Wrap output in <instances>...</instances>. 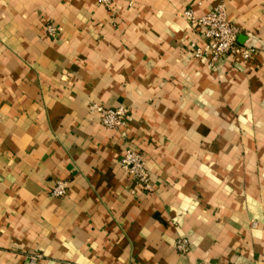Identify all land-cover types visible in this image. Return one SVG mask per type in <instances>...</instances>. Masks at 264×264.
<instances>
[{"label":"crops","instance_id":"0c3cea01","mask_svg":"<svg viewBox=\"0 0 264 264\" xmlns=\"http://www.w3.org/2000/svg\"><path fill=\"white\" fill-rule=\"evenodd\" d=\"M218 3L253 53L212 68L183 12ZM92 104L126 107V125ZM126 147L149 189L120 167ZM31 253L264 264V0H0V264Z\"/></svg>","mask_w":264,"mask_h":264},{"label":"built area","instance_id":"2783aa9c","mask_svg":"<svg viewBox=\"0 0 264 264\" xmlns=\"http://www.w3.org/2000/svg\"><path fill=\"white\" fill-rule=\"evenodd\" d=\"M98 4L111 9L114 0H96ZM184 17L193 28L197 29L204 41V50L195 49L194 56L197 58L208 57L209 66L214 68L215 63L229 55H239L244 59L251 57L253 49L239 46L237 41L238 29L228 19L223 3H218L203 16L196 17L192 11L187 9L183 12ZM51 35H55L53 26L47 27ZM91 110L99 114L100 123L109 129H120L126 125L128 109L122 105L117 107H105L92 104ZM120 167L127 175L142 189L150 188L149 174L146 167L144 155L131 147H126L119 159ZM66 193V182L56 181L51 189V194L61 197ZM188 241L180 237L176 241V248L180 252L188 250ZM41 257L39 253H31L27 256L28 264H35ZM65 264V263H61Z\"/></svg>","mask_w":264,"mask_h":264}]
</instances>
